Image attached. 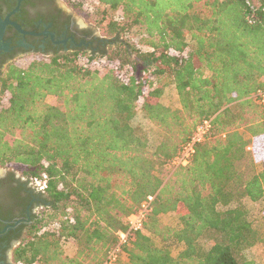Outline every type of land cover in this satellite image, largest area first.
I'll list each match as a JSON object with an SVG mask.
<instances>
[{
    "label": "trees",
    "instance_id": "1",
    "mask_svg": "<svg viewBox=\"0 0 264 264\" xmlns=\"http://www.w3.org/2000/svg\"><path fill=\"white\" fill-rule=\"evenodd\" d=\"M64 1L102 13L97 47L38 53L0 79V168L45 185L15 264H103L121 233L118 264H257L245 253L264 233L243 199H264V0ZM170 87L180 108L161 101ZM139 112L162 133L155 148ZM205 120L190 163L165 175ZM149 196L144 231L129 232Z\"/></svg>",
    "mask_w": 264,
    "mask_h": 264
},
{
    "label": "flooded vegetation",
    "instance_id": "2",
    "mask_svg": "<svg viewBox=\"0 0 264 264\" xmlns=\"http://www.w3.org/2000/svg\"><path fill=\"white\" fill-rule=\"evenodd\" d=\"M97 38L77 22L64 0H0V79L17 61L78 45L97 47ZM43 190L40 181L19 170L0 168V264H11L42 208Z\"/></svg>",
    "mask_w": 264,
    "mask_h": 264
},
{
    "label": "rangeland",
    "instance_id": "3",
    "mask_svg": "<svg viewBox=\"0 0 264 264\" xmlns=\"http://www.w3.org/2000/svg\"><path fill=\"white\" fill-rule=\"evenodd\" d=\"M73 15L77 22L85 28L91 29L94 31V34L98 37H104L103 25L100 21L103 19L102 13H96L94 15L83 13L73 10ZM110 15H106L108 19ZM110 18V17H109ZM126 39L137 45L140 49H147L144 44L141 42V39L136 32L132 31L126 36ZM48 103L51 105L57 104V98L50 96L48 98ZM165 105L170 106L174 109L180 108V100L175 88L170 87L166 89L162 100ZM136 127L145 132L148 136V140L152 148H155L160 141L162 140V133L158 130L153 124H151L142 113H138L136 119L134 120ZM264 166L262 163H257V170H263ZM18 170V169H16ZM172 164L164 170L165 175H170L172 173ZM44 187V185H43ZM243 203L246 205L250 220L253 222L254 226L257 229H260L261 233H264V199L259 202H252L249 199H243ZM44 211L41 207L38 210L39 212ZM162 220L170 225H176L178 223V216L175 214L163 215ZM157 244L160 245V242L157 241ZM77 246L75 243H68L65 245V250L68 254L72 255L76 252ZM168 251L176 257L182 250V245L178 243H171L167 246ZM122 253V258H120V263L126 262V255ZM246 256L250 259L256 261L257 264H264V243L257 242L254 247L246 251ZM11 264H15L14 260L11 258Z\"/></svg>",
    "mask_w": 264,
    "mask_h": 264
},
{
    "label": "built area",
    "instance_id": "4",
    "mask_svg": "<svg viewBox=\"0 0 264 264\" xmlns=\"http://www.w3.org/2000/svg\"><path fill=\"white\" fill-rule=\"evenodd\" d=\"M253 99L261 107L264 114V90H259L258 92H256L253 95ZM211 129H212V124L211 121L209 120H205L202 124H200L197 127V130L194 133L191 140L186 145L183 146L180 155L174 159V161L172 162V166L173 167L187 166L196 152V146L198 144L203 143L206 140ZM248 151H252L251 146L248 147ZM154 199H155L154 196H149L147 200L142 204L138 212L129 219V232L137 233L144 231V223L148 213L150 212V207ZM119 237H120L119 245L114 247V249L109 253L107 259L103 264H118L121 255L123 253L121 245L122 243H125L127 241L128 234L121 233Z\"/></svg>",
    "mask_w": 264,
    "mask_h": 264
},
{
    "label": "water",
    "instance_id": "5",
    "mask_svg": "<svg viewBox=\"0 0 264 264\" xmlns=\"http://www.w3.org/2000/svg\"><path fill=\"white\" fill-rule=\"evenodd\" d=\"M81 45H78V47H80Z\"/></svg>",
    "mask_w": 264,
    "mask_h": 264
}]
</instances>
